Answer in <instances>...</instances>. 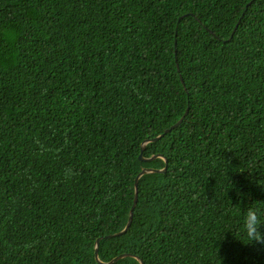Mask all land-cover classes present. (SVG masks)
<instances>
[{
  "label": "trees",
  "instance_id": "trees-1",
  "mask_svg": "<svg viewBox=\"0 0 264 264\" xmlns=\"http://www.w3.org/2000/svg\"><path fill=\"white\" fill-rule=\"evenodd\" d=\"M248 206L264 0H0V264H264Z\"/></svg>",
  "mask_w": 264,
  "mask_h": 264
},
{
  "label": "water",
  "instance_id": "water-1",
  "mask_svg": "<svg viewBox=\"0 0 264 264\" xmlns=\"http://www.w3.org/2000/svg\"><path fill=\"white\" fill-rule=\"evenodd\" d=\"M188 112H189V108L186 110L185 115H183V116L177 121V123H176L175 125H173V126H172L171 128H169V129H167L162 135H159V136L154 137V138H152V139L149 138V139L144 140L143 143H142V146H141V153H140V155H139L140 159H142V160H150V159H152V158L158 156V155H155V156L152 157V158L146 159V158L143 157V151H144V149L146 148V146L148 145V143H151V142H153V141H157V140L161 139L163 136H165L166 133L170 132V131H171L172 129H174V128H177V127L182 123V121L184 120V118L186 117V115L188 114ZM166 170H167V168H164V169H157V168H153V167H150V168L145 167V168H143V170L138 174V176H137V178H136L135 199H134L133 206H132V208H131V210H130V214H129V219H128L127 225L125 226V228H124L123 230H121V231L115 233V235H122V234H124V233L130 228V226H131V224H132V222H133L134 210H135V208H136V206H137V204H138V201H139V180H140V178H141L143 175L147 174V173H152V172H165ZM99 241H100V239H97V240H96V245H95V251H96V256H97V258H99V251H98V248H99ZM127 255H131V254H130V253H123V254H121V255L115 257L114 259H112V260H111L109 263H107V264L113 263V262L117 261L118 259H120V258H122V257H124V256H127ZM142 263H143V262H142Z\"/></svg>",
  "mask_w": 264,
  "mask_h": 264
},
{
  "label": "clouds",
  "instance_id": "clouds-1",
  "mask_svg": "<svg viewBox=\"0 0 264 264\" xmlns=\"http://www.w3.org/2000/svg\"><path fill=\"white\" fill-rule=\"evenodd\" d=\"M264 225V208L248 206L243 216V235L249 243L255 241L264 244V232L260 231Z\"/></svg>",
  "mask_w": 264,
  "mask_h": 264
}]
</instances>
